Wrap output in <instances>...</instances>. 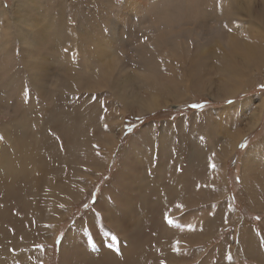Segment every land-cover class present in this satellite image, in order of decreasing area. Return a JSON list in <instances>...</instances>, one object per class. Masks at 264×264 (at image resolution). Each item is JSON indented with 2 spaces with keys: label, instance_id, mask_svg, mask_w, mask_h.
<instances>
[{
  "label": "rangeland",
  "instance_id": "374dc122",
  "mask_svg": "<svg viewBox=\"0 0 264 264\" xmlns=\"http://www.w3.org/2000/svg\"><path fill=\"white\" fill-rule=\"evenodd\" d=\"M172 1L158 3H184L175 13L192 35L147 46L155 52L145 60L137 45L161 27L118 19L126 0H0V264H100L101 250L121 258L120 225L134 218L146 222L136 264H264V192L254 186L253 206H243L237 180L246 162L264 164V55L247 64L240 51L264 45V0L236 1L232 22L223 16L199 35L198 2ZM13 147L24 168L6 167ZM103 202L121 211L119 229L104 220ZM161 220L188 233L165 242Z\"/></svg>",
  "mask_w": 264,
  "mask_h": 264
},
{
  "label": "bare ground",
  "instance_id": "6f19581e",
  "mask_svg": "<svg viewBox=\"0 0 264 264\" xmlns=\"http://www.w3.org/2000/svg\"><path fill=\"white\" fill-rule=\"evenodd\" d=\"M160 0H126V2L124 3V5L121 7V13L117 16V18L119 19V18H121V19H123L124 17H125V15L124 14H127L128 16H130L127 20H128V22L130 21V19H131V21H132V19L134 20V21H137V23H139L140 25H141V23H142V25L141 26H143L144 28H147V27H153V26H157V27H161L160 29L158 28V29H156L157 30V32H158V34H155V35H151L148 39H146V42H143L142 44H138L137 45V47H138V50L139 51H137V52H139V55H140V58L141 59H148L149 58V55H151L150 56V58L152 57V54H153V52H155L153 49L152 50H149L148 49V47L147 46H149V45H153V46H157V45H159L160 46V43H165V42H168V41H171V42H173V40L174 39H176L175 37H177V39H179V37L180 36H177L178 34H182V33H184V34H186V33H192L191 31H190V29H188L187 27H182L183 25H181L180 24V22L181 21H184V20H182L181 18H183V16H180L179 14H180V8L181 7H183V6H185V9H186V5H183L182 6V4H184V3H182L181 4V7L178 9V11L177 10H175V9H168L167 8V5L166 6H164V5H159V2ZM170 0H167V2H169ZM174 1H176V0H174ZM174 1H172V3L174 2ZM180 0H177V2H179ZM193 1V0H192ZM191 1V2H192ZM194 1H196V2H198V5L197 4H195L194 2V4L195 5H197V7H198V9L200 10V12H201V14L202 13H204L203 15H201L200 17V24L199 25H201V26H199V29L198 28H196V29H193V32H194V30H195V32L194 33H196V34H202V33H205L204 32V30H202V29H204V27L205 26H208L209 24H212L213 25V22L212 21H215L214 23H216V21H218L220 18H222L223 16V18H224V20H226V21H223V19H222V21H223V23H225V22H227V20L233 15V13H235L236 11H238L239 9L237 8V6H235V2L236 1H240V0H194ZM241 1H243V0H241ZM165 2V1H164ZM167 2H166V4H167ZM158 3V4H157ZM180 3H181V1H180ZM179 3V4H180ZM192 3V4H193ZM165 4V3H164ZM170 4V3H169ZM193 4V5H194ZM158 5V6H157ZM178 5V4H177ZM237 5H241V3H239L238 2V4ZM157 6V7H156ZM172 6H173V4H172ZM171 6V7H172ZM176 5L174 4V6L173 7H175ZM180 6V5H179ZM201 6V7H200ZM163 8V9H162ZM177 8V7H176ZM191 8H196V7H191ZM197 9V8H196ZM198 9L197 10H195V11H197L198 12ZM194 11V10H193ZM151 12V14L150 15H148L147 16V14H149ZM173 12H174V16H172V14H173ZM179 13L178 15H176V13ZM182 12V11H181ZM184 12H185V10H184ZM196 12V13H197ZM239 12V11H238ZM124 13V14H123ZM147 13V14H146ZM123 14V15H122ZM135 15V17H133L134 15ZM151 15H153V18H150V16ZM235 15H236V13H235ZM197 16H199V14L197 15ZM193 18L195 19L196 17H195V14H194V16H193ZM198 18V17H197ZM19 20V19H18ZM230 20V19H229ZM229 20H228V22H229ZM21 21H23V20H21ZM196 21V20H195ZM220 21V20H219ZM218 21V22H219ZM231 21V20H230ZM217 22V23H218ZM221 22V21H220ZM232 22V21H231ZM129 24L131 25V22H129ZM184 24V23H183ZM221 24V27H222V23H220ZM228 24V27L230 26V23H226L225 24V28H226V25ZM173 25V26H172ZM175 25H176V27H178V28H174L175 27ZM178 25V26H177ZM186 25V24H185ZM191 25V24H190ZM211 26V25H210ZM209 26V27H210ZM215 26V25H214ZM220 26V25H219ZM218 26V27H219ZM122 27V26H121ZM208 27V28H209ZM214 28V27H213ZM223 28V27H222ZM224 28V29H225ZM20 30H21V28H19ZM24 28H22V30H23ZM37 29V28H36ZM220 29V28H219ZM26 30V29H25ZM35 30V29H34ZM39 30V29H38ZM45 29H43L41 32H38L37 34H38V36L40 37L39 39H40V41H39V45L40 46H43L44 44H43V39H41V38H47V35L49 34V33H47L46 32V30L44 31ZM211 29H209V33L211 32L210 31ZM19 30H17V32H18ZM215 31V30H214ZM21 32V31H20ZM24 32V31H23ZM137 32V31H136ZM25 33V32H24ZM34 33V32H33ZM193 33V34H194ZM208 33V34H209ZM36 34V33H35ZM183 34V35H184ZM224 34V33H223ZM135 35V34H134ZM192 35V34H191ZM213 35V34H212ZM215 35V34H214ZM219 35V34H218ZM228 35V34H227ZM227 35H225V36H227ZM116 36V35H115ZM144 36V35H143ZM220 36V35H219ZM29 37V36H28ZM32 37V36H31ZM181 37H184V36H181ZM192 37V36H191ZM203 37H205L204 35H203ZM228 37V36H227ZM21 38V37H20ZM26 37V35H22V40H23V42L24 41H26L27 39H29V38H27ZM121 38V37H120ZM125 38V37H124ZM128 38V37H127ZM137 38V37H136ZM210 38V39H209ZM221 39L223 38V36H221L220 37ZM258 38V37H257ZM26 39V40H25ZM199 39V38H198ZM197 39V40H198ZM201 39H203V38H201ZM200 39V40H201ZM207 38H205V40H206ZM229 39V38H228ZM235 39V38H234ZM253 39V38H252ZM128 40V39H127ZM213 37L212 36H210V37H208V39H207V42L209 41V42H213ZM216 40V39H215ZM218 40V39H217ZM242 40V39H241ZM256 40V39H255ZM36 41V40H35ZM118 41V40H117ZM124 41V40H123ZM258 41H259V39H258ZM23 42H21V43H23ZM34 42V41H33ZM37 42V41H36ZM35 42V43H36ZM53 42V41H52ZM200 42V41H199ZM202 43H204L203 41H201ZM256 42V41H255ZM255 42L254 43H252L251 41H246L245 43H243V46H241V52L243 53V59H244V62L245 63H247L248 64V62L250 61L249 59H254V64H255V59L257 58L258 59V61H259V59H260V56H262V55H264V45H260V44H257V45H259L258 47H256L254 44H255ZM176 43V42H175ZM183 43H184V41H183ZM264 43V42H263ZM24 44V43H23ZM212 45L213 44H215V42L214 43H211ZM236 44V43H235ZM238 44V43H237ZM28 45V44H27ZM27 45L25 46V47H27ZM30 45V44H29ZM38 45V46H39ZM121 45V44H120ZM39 46V47H40ZM122 46L123 47H127L125 44H122ZM171 46L172 45H170V46H168L167 48L169 49H172L171 48ZM202 46V45H201ZM204 46H206V45H204ZM203 46V47H204ZM210 46V45H209ZM213 46H215V45H213ZM217 46V45H216ZM235 46V45H234ZM237 46V45H236ZM24 47V48H25ZM29 47V46H28ZM38 47V48H39ZM107 47H109V45H107ZM175 47V46H174ZM44 48V47H43ZM42 47H41V49H43ZM176 48V47H175ZM206 48H207V46H206ZM209 48V47H208ZM240 48V47H239ZM164 49V48H163ZM167 49V50H168ZM204 49V48H203ZM221 49V48H220ZM231 49V48H230ZM233 49V48H232ZM232 49H231V51H232ZM32 50V49H31ZM29 51L28 53L30 54V60H31V62H28V66H29V68L31 69V70H33L34 72V76L37 78L38 76L36 75L37 73H41L42 72V70H43V67L41 66V62L38 60V52L40 51L39 49L38 50H36V48L34 49V50H32V51ZM178 50V49H177ZM176 50V51H177ZM41 51H43V50H41ZM105 51V50H104ZM109 51V50H108ZM112 51V50H111ZM204 51V50H203ZM209 51V50H208ZM206 52V51H205ZM235 52V51H234ZM207 53V52H206ZM210 53V52H209ZM211 53H212V51H211ZM26 54V53H25ZM103 54H104V56H107V52H103ZM238 54V53H237ZM22 55V54H21ZM213 55V54H212ZM139 57V56H138ZM234 58V57H233ZM231 59H232V57H231ZM242 59V60H243ZM235 60V59H234ZM33 61H36V62H33ZM37 61H39V63L37 62ZM260 61H262L261 59H260ZM226 62H227V60H226ZM230 62V61H229ZM263 62V61H262ZM250 63V62H249ZM155 64H157L156 62H154V61H151V65H155ZM233 64V63H232ZM246 65V64H245ZM250 65V64H249ZM257 65V64H256ZM156 66V65H155ZM233 66V65H232ZM248 66V65H247ZM255 66V65H254ZM234 67V66H233ZM249 67V66H248ZM108 68V67H107ZM255 68V67H254ZM224 88H225V86H223ZM132 88V87H131ZM223 88V89H224ZM227 89H228V87H226ZM225 88V89H226ZM224 89V90H225ZM229 90H233V88L232 89H230L229 88ZM235 90V89H234ZM223 91V90H222ZM226 91V90H225ZM229 92V91H228ZM228 92H226V93H228ZM230 93V92H229ZM211 94V93H210ZM154 98H152L151 100H153ZM151 103H155V102H153V101H151ZM150 104V103H149ZM148 105V104H147ZM151 105V104H150ZM152 105H154V104H152ZM149 107H151V106H149ZM234 107V106H233ZM263 109V108H262ZM228 111V110H227ZM223 113V112H222ZM232 116V115H231ZM252 116H253V113H251L250 115H247V117H245L246 119L248 118V119H250V120H248L247 119V122H246V124H248V126L249 125H251L252 124V122H251V118H252ZM245 119V120H246ZM224 121V120H223ZM220 127V126H219ZM220 131H222V130H220ZM234 133V132H233ZM230 134V133H229ZM238 134H239V132H235V134H233L234 136L232 137L233 138V145H232V147H230L231 148V150H233V148H235V137L237 136V137H239L238 136ZM240 135V134H239ZM240 137H241V135H240ZM231 138V139H232ZM222 139V138H221ZM231 139H230V142H231ZM217 140V139H216ZM228 141V140H227ZM237 142V141H236ZM259 142V141H258ZM232 143V142H231ZM237 144V143H236ZM226 146V145H225ZM227 147V146H226ZM139 148V147H138ZM163 148V147H162ZM250 148V147H249ZM141 149V148H140ZM139 149V150H140ZM164 149V148H163ZM20 149H16L15 147H13V149H12V152H10V154H8L6 157H5V165H6V167L7 168H9V169H11V170H14V167H15V169H16V167L17 168H19L20 166H22V168H24V166H26L25 165V163L27 162V157L26 156H24L23 158H24V162L23 163H21L20 162V156H21V153L22 152H20L19 151ZM167 152V151H166ZM191 152V151H190ZM85 153V152H84ZM142 153V152H141ZM148 153V152H147ZM146 153V154H147ZM189 154V153H188ZM139 155V154H138ZM191 155V154H190ZM150 156V155H149ZM193 156V155H192ZM190 157V156H189ZM195 156H193V158H194ZM145 158V157H144ZM191 159H193L192 157H190ZM196 158V157H195ZM259 158V157H258ZM140 159V158H139ZM143 159V158H142ZM138 160V159H137ZM184 160V159H183ZM141 161V160H140ZM243 162V161H242ZM152 163V162H151ZM129 164V163H128ZM127 164V165H128ZM148 164V166H146L145 167V169H143V174H144V172L147 170V168L150 166L149 165V163H147ZM137 165H138V163H137ZM152 165V164H151ZM142 166V165H141ZM153 166V165H152ZM152 166H150L151 168H152ZM157 166V165H156ZM139 167V166H138ZM239 167H240V164H239ZM21 168V169H22ZM156 168H158V167H156ZM153 169V168H152ZM158 169H160V167L158 168ZM158 169H157V171H158ZM131 170V169H130ZM133 170H134V168H133ZM153 171V170H152ZM134 172V171H133ZM222 172H223V170H222ZM222 172H220L222 175H220V176H223V173ZM160 174L162 173L161 171L159 172ZM164 173H165V171H164ZM131 174H133V173H131ZM186 174V173H185ZM136 175H137V173H136ZM162 175V174H161ZM160 175V176H161ZM211 175V174H210ZM130 176V175H129ZM139 176V175H138ZM137 176V177H138ZM145 176H147V175H144V177ZM127 177H128V175H127ZM141 177V176H140ZM148 178H149V176H148ZM162 178V177H161ZM222 178V177H221ZM136 179V178H135ZM147 179V178H146ZM153 179V178H152ZM152 179H151V181H152ZM211 179V178H210ZM219 179V178H218ZM145 180V179H144ZM150 180V179H149ZM159 180H161L160 178H159ZM158 180V181H159ZM219 180H221V179H219ZM218 180V181H219ZM223 180V179H222ZM221 180V181H222ZM155 180H153L152 182H154ZM71 182V181H70ZM133 182H134V179H133ZM142 183H145L143 180L141 181ZM159 182H161V181H159ZM138 184H139V182H137ZM155 183V182H154ZM224 183V182H223ZM67 184H69V183H67ZM124 184V183H123ZM147 184H149L150 185V183H147ZM164 184V183H163ZM143 185V184H142ZM148 185V186H149ZM67 186V185H66ZM119 186V185H118ZM135 186V185H134ZM137 186V185H136ZM145 186V185H144ZM151 186V185H150ZM155 187H156V185H155ZM120 188V187H119ZM147 188V187H146ZM144 189V188H143ZM151 189V188H150ZM62 190V189H61ZM120 191H121V189H119ZM138 190H140L141 192H142V188H141V185L138 187ZM153 190H156V189H153ZM64 191V190H63ZM72 191L73 190H71V192L70 193H72ZM41 192V191H40ZM62 191H60V193H61ZM64 192H66V191H64ZM158 192V191H157ZM69 193V192H68ZM77 193V192H76ZM135 194V193H134ZM160 196V195H159ZM119 197V196H118ZM143 198V197H142ZM103 205H104V202H103ZM103 205H101V206H103ZM105 207V208H104ZM139 207V206H138ZM160 207V206H159ZM158 207V208H159ZM102 208H104V212L106 213V215L105 216H103V218H104V220L111 226V228H113L114 230L115 229H119V213H121V211H119V210H116V209H112L111 208V206H109L108 204L107 205H104ZM138 210V209H137ZM135 212V211H134ZM103 215H104V213H103ZM134 216H136V215H134ZM150 216V215H149ZM123 217V216H122ZM161 217H163V216H161ZM154 218V217H153ZM155 219V218H154ZM153 219V220H154ZM158 219V222H160L159 221V218H157L156 217V220ZM144 220V219H143ZM150 220V219H149ZM152 221V220H151ZM151 221H149V222H151ZM126 222H128V221H126ZM131 222V225L129 226V225H125L126 223H121V225H120V227L123 229V231L121 230V228H120V230L122 231V236H123V238H124V243L123 244H120V247H121V258L119 257V256H117V255H115L114 253H112V252H110V251H108V250H106V251H103V250H101L100 251V253L99 254H97L95 257H94V259H97V261L100 263V264H125V262H126V259H128V260H132L130 263L132 264V263H135L136 262V259L137 258H135L134 256H136V255H132V254H136V252L133 250V243L135 242V241H138V235H139V229L141 228V226L144 224V223H146V222H144V223H142V221H141V219L140 218H134L133 220H131L130 221ZM161 222L162 223H164V221H162L161 220ZM148 223V222H147ZM154 223H155V220H154ZM162 223H160L161 225H163L164 226V229H161V230H163V234L165 235V242H166V240H168L167 242H169V240L171 241V240H174L173 238H175V234L176 233H179L177 230H175L174 228H171V226L170 225H168L167 223H166V225L165 224H162ZM128 224V223H127ZM192 224V223H191ZM158 226H160L159 224H158ZM152 227V226H151ZM161 227V226H160ZM143 228H144V226H143ZM149 228H150V226H149ZM161 228H163V227H161ZM125 229V230H124ZM146 229V228H145ZM152 229H154V228H152ZM147 230V229H146ZM146 230H144V232L146 233ZM149 231L150 232H152V230L150 229V230H148L147 232L149 233ZM153 231H155V230H153ZM199 231V230H198ZM197 231V232H198ZM120 232V231H119ZM155 232H157V231H155ZM159 232V231H158ZM108 231L107 232H105L104 234H103V236L106 234L107 236H108ZM199 233V232H198ZM150 234V233H149ZM180 234V233H179ZM191 234H193L192 232H191ZM177 235V234H176ZM156 236V235H155ZM163 236V235H162ZM193 236V235H192ZM161 238V237H160ZM164 238V237H163ZM180 238V237H179ZM160 240V239H159ZM188 240V239H187ZM76 242V241H75ZM160 242V241H159ZM158 242V243H159ZM162 242V241H161ZM142 244V243H141ZM139 242H138V245H139V247H142V245H141ZM162 244V243H161ZM165 244H167V243H165ZM158 245V244H157ZM186 245V244H185ZM76 246H79V244H76ZM76 246H74V247H76ZM161 246V245H160ZM163 246V245H162ZM182 246H184V245H182ZM74 247H73V249H74ZM171 247H173V246H171ZM159 248V247H158ZM85 249V248H84ZM83 249V250H84ZM77 251H79V249H76ZM80 252V251H79ZM82 252V251H81ZM88 252V251H87ZM86 252V253H87ZM86 253H84L85 255H86ZM93 256V255H92ZM125 257H126V259H125ZM177 257V256H176ZM171 258H173V257H171ZM120 259H123V260H125V261H122V260H120ZM139 260V259H138ZM93 262V261H92ZM122 262V263H121ZM93 263H96V262H93Z\"/></svg>",
  "mask_w": 264,
  "mask_h": 264
},
{
  "label": "crops",
  "instance_id": "0c3cea01",
  "mask_svg": "<svg viewBox=\"0 0 264 264\" xmlns=\"http://www.w3.org/2000/svg\"><path fill=\"white\" fill-rule=\"evenodd\" d=\"M259 149V147L258 148H255V154H258L257 152V150ZM258 170H260V171H264V164L262 163V162H258V160H255V161H253V160H250V161H248V162H246L245 163V166H243V170H242V175L241 176H244L245 177V179H243V182H242V178H240V177H238L237 178V180H238V183H239V186H243V189H241V188H238V193H239V189H240V191H243L242 193L243 194H241V197L240 196H238V194H237V196L239 197V201H241V203H242V205L243 206H253V203H254V201H255V198H256V194H257V192L255 191V189H254V186H256V187H259V188H257L256 190H258V191H263L264 192V188H262V186L261 185H258V184H256V182H255V176L256 175H259V174H261V173H258L257 174V172H258ZM143 186H144V183H143V185H141V188H142V192H143ZM152 190H153V188H152ZM139 192H140V190H138ZM138 191H137V196H138ZM245 192V193H244ZM178 193H181V191L180 192H178ZM155 194H156V198H157V200L159 201V202H164V201H166L165 200V198H163L162 197V195L164 194V192L159 196V194L157 193V190H156V192H155ZM182 194V193H181ZM168 195H169V193H168ZM243 196V197H242ZM186 201V200H185ZM246 203V204H245ZM249 203V204H248ZM251 204V205H250ZM163 205V204H162ZM169 206H171V207H173V205L171 204V203H169ZM167 212V211H166ZM168 214H170L169 212H167ZM166 216V215H165ZM166 220H168V216L166 217ZM165 225H166V223H164ZM169 224V223H168ZM170 225H172V224H170ZM173 225H175V223L173 222ZM187 223L185 222L184 223V225H183V227L184 228H187ZM173 228V227H172ZM175 229V228H174ZM175 230H177L180 234H186V233H188L187 231H186V229H184L183 230V233L181 232V231H179V229H178V227L175 229ZM113 252V251H112ZM137 254V253H136ZM133 256L135 255V254H132ZM135 258H137V256H134ZM125 259H126V257H125ZM132 260L130 259V260H128V259H126V262H125V264H131L130 262H131ZM137 262H135V263H132V264H136Z\"/></svg>",
  "mask_w": 264,
  "mask_h": 264
},
{
  "label": "snow or ice",
  "instance_id": "6c2138e0",
  "mask_svg": "<svg viewBox=\"0 0 264 264\" xmlns=\"http://www.w3.org/2000/svg\"><path fill=\"white\" fill-rule=\"evenodd\" d=\"M261 87H264V85H262ZM194 107H199V105H196V106H194ZM0 139H3V137H0ZM212 166L215 167V165H212ZM177 207L180 208V207H182V205H177ZM168 223L171 224L172 221H171V220H168ZM161 264H164V262L161 261Z\"/></svg>",
  "mask_w": 264,
  "mask_h": 264
}]
</instances>
